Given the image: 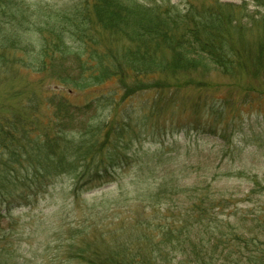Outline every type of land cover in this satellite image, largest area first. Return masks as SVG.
<instances>
[{
    "label": "trees",
    "instance_id": "16d2710c",
    "mask_svg": "<svg viewBox=\"0 0 264 264\" xmlns=\"http://www.w3.org/2000/svg\"><path fill=\"white\" fill-rule=\"evenodd\" d=\"M62 1L33 7L26 0H0V85L28 72L68 89L50 91L45 101L33 94L19 107L0 111V224L11 210L38 204V196L63 174L72 175L76 198L93 182L105 180L97 188L116 183V170L128 164L132 141L140 138L133 126L168 102L167 90L176 89L172 80L201 82L195 77L217 73L247 81L246 96L256 91V82L264 87V0ZM113 79L118 89L109 96L83 104L68 98ZM143 92L156 97L146 108H135L133 96ZM129 101L123 119L105 121L98 114ZM253 183L264 189L256 178ZM196 185L161 178L147 200L137 198L149 202L150 212L142 211L127 238L106 240L116 231L96 227L97 240L86 226L84 241L67 245L69 259L264 264V216L248 219L237 209L225 214L232 197Z\"/></svg>",
    "mask_w": 264,
    "mask_h": 264
},
{
    "label": "rangeland",
    "instance_id": "374dc122",
    "mask_svg": "<svg viewBox=\"0 0 264 264\" xmlns=\"http://www.w3.org/2000/svg\"><path fill=\"white\" fill-rule=\"evenodd\" d=\"M26 1L33 7L36 3L63 4L62 0ZM194 81L199 83L183 79L178 85L172 80L176 89L167 90L168 102L141 126H133L140 130V138L132 141L128 164L116 170V183L97 188V183L105 180L93 182L83 186L76 198L72 194V175L63 174L54 179L43 197L38 196V204L11 210L0 224V264H78L69 259L66 248L72 239L75 243L84 241V227L97 240L96 227L108 233L116 231L106 240H124L142 211L150 210L148 201L141 204L137 198L147 200L160 179L171 176L182 184L209 185L211 193L219 190L232 197L225 214L237 209L248 219L264 216V189L260 191L253 183L256 178L264 187V87L256 82V91L246 96L250 86L243 78L214 73L204 79L195 77ZM55 85L47 75L24 72L16 80L0 85V111L19 107L20 101L33 94L43 99L52 90L68 93L67 88ZM117 89L113 79L87 91H74L68 98L83 104ZM155 97L154 92L139 93L132 103H120L115 109L107 106L98 114L105 121L123 119L130 103L143 109ZM76 232L80 235H74ZM90 235L86 238L94 240Z\"/></svg>",
    "mask_w": 264,
    "mask_h": 264
}]
</instances>
